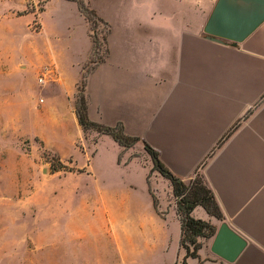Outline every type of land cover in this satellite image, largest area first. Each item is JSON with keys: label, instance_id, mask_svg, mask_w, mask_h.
Masks as SVG:
<instances>
[{"label": "crops", "instance_id": "crops-1", "mask_svg": "<svg viewBox=\"0 0 264 264\" xmlns=\"http://www.w3.org/2000/svg\"><path fill=\"white\" fill-rule=\"evenodd\" d=\"M216 1L114 0L118 30L114 35V23L101 18L108 28V51L86 76L87 115L105 126L121 123L125 134L148 144L183 182L200 172L223 220L201 206L191 216L216 229L226 223L245 240L238 257L227 262L211 252L214 237H200L199 258L188 257L186 264H264V21L238 43L209 39L204 27ZM91 56L90 38L75 86ZM63 89L76 120V89L69 92L64 84ZM94 135L93 148L110 137ZM114 145L116 163L127 175L138 170L145 175L151 203L133 211L123 202V243L130 244L134 233L143 252L152 242L169 256L172 246L173 262L182 264L180 220L169 181L153 170L147 182L151 159L144 166L131 157L132 147ZM81 166L83 174L91 173L88 164ZM104 211L111 222L109 209ZM127 251L123 244V261Z\"/></svg>", "mask_w": 264, "mask_h": 264}, {"label": "rangeland", "instance_id": "rangeland-1", "mask_svg": "<svg viewBox=\"0 0 264 264\" xmlns=\"http://www.w3.org/2000/svg\"><path fill=\"white\" fill-rule=\"evenodd\" d=\"M113 1L83 0L114 23L115 35ZM96 24L89 30L74 2L0 0V264H181L172 246L169 256L152 242L143 252L134 233L123 243V202L133 211L151 204L145 175L117 165L110 137L94 148L97 131L81 138L64 94L63 84L77 93L89 34L97 40L92 61L105 56L108 28ZM131 147V157L147 166L144 143ZM87 164L89 175L80 168ZM199 178L196 172L192 180Z\"/></svg>", "mask_w": 264, "mask_h": 264}, {"label": "trees", "instance_id": "trees-1", "mask_svg": "<svg viewBox=\"0 0 264 264\" xmlns=\"http://www.w3.org/2000/svg\"><path fill=\"white\" fill-rule=\"evenodd\" d=\"M68 1L74 2L78 6V9L83 14L87 23L89 24V30H92L96 27V22H101L107 26V24L97 16L94 10L89 9L85 6L83 0ZM91 42L93 55V53L95 54V51L97 49L96 38H92ZM104 44L106 47V37L104 39ZM107 51L108 50L106 47L105 56L107 55ZM104 58L99 59L98 61H92L91 59L89 62L91 66H86L84 69L82 78L77 85L74 110L75 117L78 125L83 131L93 129L99 134L109 135L119 146L123 148H129L135 143L139 142L140 138L125 134L123 130V125L121 123H117L115 126H105L91 121L87 115V104L84 96L86 76L94 68V66L97 63L102 62ZM144 147L151 156L153 163L152 170L157 171L163 178L167 179L171 185L172 195L174 197L176 205V212L180 220L181 234L179 239V245L184 249L185 252L184 257L182 259V264H186V259L188 257L199 258L198 251L201 248V243L198 241V238L213 237L217 231L216 227L211 223L192 217L191 212L196 206H201L208 215L222 221L223 216L221 210L214 198L212 191L206 186L202 178L190 180L188 183L183 182L179 177L173 175L160 162L158 154L155 150H153L146 143H144ZM60 167L65 169L63 165H61ZM153 204L156 205V200L154 197Z\"/></svg>", "mask_w": 264, "mask_h": 264}, {"label": "water", "instance_id": "water-1", "mask_svg": "<svg viewBox=\"0 0 264 264\" xmlns=\"http://www.w3.org/2000/svg\"><path fill=\"white\" fill-rule=\"evenodd\" d=\"M264 21V0H217L204 27L209 39L241 42ZM245 240L226 223L214 235L211 252L233 262L245 247Z\"/></svg>", "mask_w": 264, "mask_h": 264}, {"label": "built area", "instance_id": "built-area-1", "mask_svg": "<svg viewBox=\"0 0 264 264\" xmlns=\"http://www.w3.org/2000/svg\"><path fill=\"white\" fill-rule=\"evenodd\" d=\"M39 83H42L43 82V78H39Z\"/></svg>", "mask_w": 264, "mask_h": 264}]
</instances>
